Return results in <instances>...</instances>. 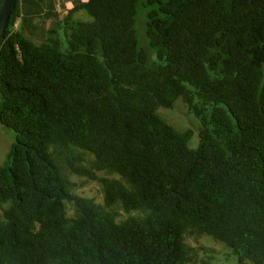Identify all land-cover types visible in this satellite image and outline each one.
I'll return each instance as SVG.
<instances>
[{"label":"trees","instance_id":"obj_1","mask_svg":"<svg viewBox=\"0 0 264 264\" xmlns=\"http://www.w3.org/2000/svg\"><path fill=\"white\" fill-rule=\"evenodd\" d=\"M42 1L18 0L0 38V123L17 134L0 165V264H193L200 237L264 264V0H142L156 61L140 0H73L37 43ZM177 100L198 147L158 115ZM66 168L99 181L104 205Z\"/></svg>","mask_w":264,"mask_h":264},{"label":"rangeland","instance_id":"obj_2","mask_svg":"<svg viewBox=\"0 0 264 264\" xmlns=\"http://www.w3.org/2000/svg\"><path fill=\"white\" fill-rule=\"evenodd\" d=\"M73 0H45L37 3L36 10L38 11L35 15L34 24L37 26L38 30L32 32V36L37 43H41L44 40L43 28H54L57 27V23L62 20L69 8L73 6ZM26 8L27 9V4ZM35 6V3L32 5ZM151 6H144L142 0L139 2L138 14L136 18V30L138 34L139 45L145 49L151 60L156 61L157 56L155 52L149 45V41L146 35V22L149 9ZM41 9V10H40ZM40 10V11H39ZM75 18L77 20H82L86 22L93 21L92 17L84 10L76 13ZM23 24L22 17H19L16 21L15 28L20 30ZM29 32V31H28ZM59 34L62 37V49H66L68 44L65 38V31L63 29L59 30ZM158 115L167 121L169 124L173 125L177 130H191L193 132V137L190 140V145L192 147H198L199 145V132L201 128L200 121L192 114L189 113L187 106L181 101L177 100L174 108L166 109L161 108ZM17 141L16 132L8 127L3 126L0 123V165L5 164L9 159V153L13 143ZM81 151L74 152L77 156ZM94 157L91 154H83V160L78 162V164L91 169V163ZM66 175L73 182L74 192L79 196L85 198L93 199L95 203L99 206L104 205L105 194L103 191V186L99 181L91 180L88 177H80L69 171L68 168L65 169ZM95 173L101 178H111L117 177L110 174L108 171H95ZM119 219L123 220L129 217V215H138V212H132L131 214H126L121 210ZM67 212L69 216L74 214L73 204L68 203ZM187 243L194 247L196 250L195 263L193 264H238L236 256L233 254L231 248L215 241L211 237H200L198 239L188 238ZM246 264H255L252 261H247Z\"/></svg>","mask_w":264,"mask_h":264},{"label":"water","instance_id":"obj_3","mask_svg":"<svg viewBox=\"0 0 264 264\" xmlns=\"http://www.w3.org/2000/svg\"><path fill=\"white\" fill-rule=\"evenodd\" d=\"M18 0H2L0 4V38L5 33L11 14L16 7Z\"/></svg>","mask_w":264,"mask_h":264}]
</instances>
